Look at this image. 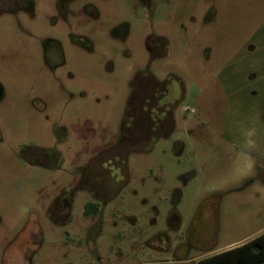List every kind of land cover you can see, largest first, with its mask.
Returning <instances> with one entry per match:
<instances>
[{
  "label": "rangeland",
  "instance_id": "obj_1",
  "mask_svg": "<svg viewBox=\"0 0 264 264\" xmlns=\"http://www.w3.org/2000/svg\"><path fill=\"white\" fill-rule=\"evenodd\" d=\"M35 2L0 11V264H198L264 233V0H100L73 43ZM48 36L64 63L45 62ZM146 74L170 77L175 128L128 153L96 225L85 168Z\"/></svg>",
  "mask_w": 264,
  "mask_h": 264
},
{
  "label": "flooded vegetation",
  "instance_id": "obj_2",
  "mask_svg": "<svg viewBox=\"0 0 264 264\" xmlns=\"http://www.w3.org/2000/svg\"><path fill=\"white\" fill-rule=\"evenodd\" d=\"M99 2L100 0H52V6L47 10L52 18L59 17L66 23L68 39L73 43V18L80 16L81 12L96 10L98 13L97 10H101ZM35 5V0H0V11L12 16L25 14L31 17L36 11ZM52 24L55 25L54 22ZM148 46L152 58L157 57L158 52L154 45L149 42ZM42 56L46 63L66 61V49L60 37L48 36L45 39ZM169 78L158 79L152 74L135 78L127 109L128 120L121 126L118 141L100 154L95 164L85 168L87 173L83 188L90 199L85 204L84 215L91 217L95 221L94 224L104 223L105 207L119 196L128 182V153L136 150L137 145L149 138H167L174 130V103L168 98ZM4 96L5 89L0 83V100ZM62 211L68 213L67 208ZM172 215H175V212Z\"/></svg>",
  "mask_w": 264,
  "mask_h": 264
},
{
  "label": "trees",
  "instance_id": "obj_3",
  "mask_svg": "<svg viewBox=\"0 0 264 264\" xmlns=\"http://www.w3.org/2000/svg\"><path fill=\"white\" fill-rule=\"evenodd\" d=\"M199 264H264V233L246 243L208 256Z\"/></svg>",
  "mask_w": 264,
  "mask_h": 264
},
{
  "label": "crops",
  "instance_id": "obj_4",
  "mask_svg": "<svg viewBox=\"0 0 264 264\" xmlns=\"http://www.w3.org/2000/svg\"><path fill=\"white\" fill-rule=\"evenodd\" d=\"M240 147V146H239ZM248 156L251 160H256V157L258 156V154L256 153H248Z\"/></svg>",
  "mask_w": 264,
  "mask_h": 264
}]
</instances>
